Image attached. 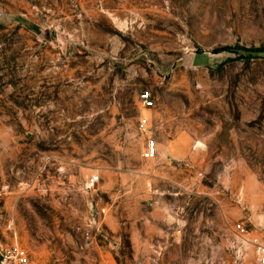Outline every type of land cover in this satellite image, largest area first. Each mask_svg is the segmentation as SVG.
I'll return each mask as SVG.
<instances>
[{
	"label": "rangeland",
	"instance_id": "374dc122",
	"mask_svg": "<svg viewBox=\"0 0 264 264\" xmlns=\"http://www.w3.org/2000/svg\"><path fill=\"white\" fill-rule=\"evenodd\" d=\"M259 49L264 0H0V249L255 264L237 226L264 235Z\"/></svg>",
	"mask_w": 264,
	"mask_h": 264
},
{
	"label": "built area",
	"instance_id": "2783aa9c",
	"mask_svg": "<svg viewBox=\"0 0 264 264\" xmlns=\"http://www.w3.org/2000/svg\"><path fill=\"white\" fill-rule=\"evenodd\" d=\"M141 102L146 108L154 107V102L151 99L150 93L147 92L141 95ZM158 156V146L153 140L149 141L143 157L146 160H154ZM98 178H92L87 187L93 190L98 184ZM237 231L246 244L252 246L255 253V264H264V235L255 234V232L245 226L244 223L237 226ZM0 264H31L30 256L25 249L20 247H13L11 249H0ZM239 264H245L240 261Z\"/></svg>",
	"mask_w": 264,
	"mask_h": 264
},
{
	"label": "trees",
	"instance_id": "16d2710c",
	"mask_svg": "<svg viewBox=\"0 0 264 264\" xmlns=\"http://www.w3.org/2000/svg\"><path fill=\"white\" fill-rule=\"evenodd\" d=\"M250 53H264V49L252 50Z\"/></svg>",
	"mask_w": 264,
	"mask_h": 264
}]
</instances>
